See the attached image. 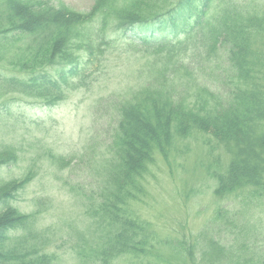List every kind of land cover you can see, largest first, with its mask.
<instances>
[{"label":"trees","instance_id":"trees-1","mask_svg":"<svg viewBox=\"0 0 264 264\" xmlns=\"http://www.w3.org/2000/svg\"><path fill=\"white\" fill-rule=\"evenodd\" d=\"M112 2L93 0L89 9L76 10L59 1L4 0L1 13L0 58L5 47L44 28L49 39L32 58L12 63L23 74H0L5 94H13L0 100V125L11 122L15 106L52 107L84 83L81 51L99 65L109 48L110 53L141 51L154 58L149 77L129 98L110 97L96 106V111L102 105L111 116L112 128L104 143L110 156L100 154L95 169L91 158L95 135L83 157L87 164L91 158L92 175L102 170L103 178L85 196L92 213L107 225L98 248L84 253L82 244L74 247L78 264H109L124 256L134 264H173L171 259L181 264H264V231L243 207L218 204L197 232L165 238L158 245L153 225L125 209L128 198L138 195L134 176L150 154L156 150L166 162L175 143L184 152L189 149L188 138L199 139L207 153L214 143L238 144L230 162L210 172L216 198L225 199L249 184L252 195L264 193L255 151V147L264 150V134L257 146H247L264 115V84L258 81H264V61L260 57L250 61L247 56L249 41L264 38V4L260 0H122L118 9ZM105 14L111 15V22ZM93 16L98 17L94 24ZM51 26L58 28L54 35ZM135 30L143 33L125 35ZM55 60L63 64L54 76L43 69ZM105 61L107 65V57ZM101 117L94 112L95 120ZM15 118L16 123L38 124L21 115ZM16 160L15 146L0 142V171ZM27 180L0 176V264H50L41 253L50 230L36 228V211L20 212L14 205ZM162 247L167 256L159 251Z\"/></svg>","mask_w":264,"mask_h":264},{"label":"rangeland","instance_id":"rangeland-1","mask_svg":"<svg viewBox=\"0 0 264 264\" xmlns=\"http://www.w3.org/2000/svg\"><path fill=\"white\" fill-rule=\"evenodd\" d=\"M58 1L76 10L89 9L93 4V0H51L53 3ZM260 1L264 4V0ZM3 2L0 0V24L4 23L1 16ZM121 3L122 0H113L112 5L119 9ZM105 18L107 22L112 20L111 15L105 14ZM97 19L93 16V24ZM56 30L58 28L55 26L50 27L52 35ZM47 33L48 28H44L21 38L12 47H5L1 51L0 74H23L12 63L35 56L39 49L46 46L49 39ZM121 45L125 48V44ZM110 50L104 54L109 61L107 65L105 57L102 58L104 64L99 65L89 62L85 52H80V68L82 75H86L85 82L69 91L60 103L52 107L40 104L15 106L11 109L14 116L10 117L11 122L0 125V142L14 145L17 149V160L2 168L0 176L5 180L27 177L14 205L20 212L36 211V228L50 230L41 251L46 254L50 264H78L74 249L77 244H82L84 253L101 244L107 224L92 213L88 205L91 201L85 192L94 190L96 180L101 181L103 178L102 170L99 175L93 173V176L88 166L93 158L97 169L99 164L96 160L100 159V154L110 156L104 143L112 128V120L111 116L103 112L102 105L98 111L96 106L110 97L129 98L142 87L152 68L150 60L154 58L151 55L141 51L113 50L110 53ZM247 56L250 61L256 57L264 61V38L249 41ZM55 61L53 66L43 69L54 76L63 64L60 60ZM259 69L255 68L253 72ZM258 81L264 84V81ZM12 96L10 93L5 94V89L0 86V100ZM94 112L99 117L101 115V119L95 120ZM16 115L33 119L41 125L31 124L30 121L16 123ZM257 123L258 126L253 128L247 141V146L251 148L259 144V137L264 134V115ZM95 135L97 145L87 164L83 154ZM187 140L189 149L184 152L175 143L166 162L154 150L140 174L134 176L133 183L139 184L138 195L128 198L125 209L153 225L157 240L154 244L158 245V241L165 238L194 234L212 218L218 204L232 209L243 207L249 219L264 231V193L252 195L253 189L249 184L238 187L225 199L213 195L214 180L210 172L226 166L234 156L232 149H236L238 144L214 143L213 150L207 153L202 151L199 139ZM255 148L259 152L256 160L262 167L259 178L264 184V150ZM77 159H81V162L74 164ZM69 163L71 165L67 166ZM91 197L93 199L95 195L91 194ZM159 251L167 256L166 247ZM128 258L124 256L109 264H134ZM169 261L181 264L173 259Z\"/></svg>","mask_w":264,"mask_h":264}]
</instances>
